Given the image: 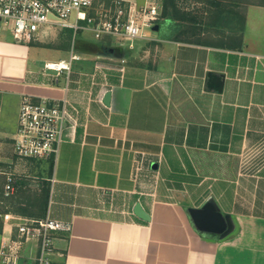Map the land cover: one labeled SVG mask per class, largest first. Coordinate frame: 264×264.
Instances as JSON below:
<instances>
[{"label": "crops", "instance_id": "1", "mask_svg": "<svg viewBox=\"0 0 264 264\" xmlns=\"http://www.w3.org/2000/svg\"><path fill=\"white\" fill-rule=\"evenodd\" d=\"M177 2L183 35L160 16L133 48L76 45L58 74L0 37V243L13 217L48 215L70 224L50 264H264V0ZM25 96L76 109L54 161L14 154ZM7 172L18 185L3 198ZM208 202L220 236L190 218Z\"/></svg>", "mask_w": 264, "mask_h": 264}, {"label": "built area", "instance_id": "2", "mask_svg": "<svg viewBox=\"0 0 264 264\" xmlns=\"http://www.w3.org/2000/svg\"><path fill=\"white\" fill-rule=\"evenodd\" d=\"M163 0H0V37L9 34L17 43L51 39L60 29L74 33L89 29L99 40L113 38L133 48L138 38L145 37V29L160 19ZM71 17L73 20L71 21ZM91 25L87 28L80 23ZM80 56L72 41L69 61L46 63L44 69L69 71ZM76 111L68 100L33 101L22 98L13 136L14 154L19 159L54 161L63 132L74 125ZM3 198H10L18 185L15 175L7 172ZM6 219V215L4 216ZM14 232L0 243L1 264H50L54 250L53 234L70 231V224L46 215L44 218L13 217Z\"/></svg>", "mask_w": 264, "mask_h": 264}, {"label": "rangeland", "instance_id": "3", "mask_svg": "<svg viewBox=\"0 0 264 264\" xmlns=\"http://www.w3.org/2000/svg\"><path fill=\"white\" fill-rule=\"evenodd\" d=\"M73 20V17H71V21ZM81 25L86 26L87 28H90L91 25L83 22L80 23ZM145 32L147 34H153L152 28H146ZM6 40H11V36L9 34L2 36ZM55 37V38H54ZM54 38V39H53ZM111 42L115 43L117 42L113 38H104L103 40L96 39L89 29H81L74 33L73 30L70 29H60L58 32H56V35L52 36V39H47L43 41H33L31 42V47L42 53V59L40 61V66H43L44 62H58L60 60H64L65 62L69 61L70 57V48L72 46V41L75 45V51L79 53V50L77 49L76 45L80 43H90L94 45H99L102 42ZM51 42V43H50ZM43 43V44H40ZM79 62H73V67L75 65H78Z\"/></svg>", "mask_w": 264, "mask_h": 264}, {"label": "water", "instance_id": "4", "mask_svg": "<svg viewBox=\"0 0 264 264\" xmlns=\"http://www.w3.org/2000/svg\"><path fill=\"white\" fill-rule=\"evenodd\" d=\"M157 26H154V30H157ZM105 105H109L110 101V92L107 91L102 99ZM133 213L136 217L140 218L144 221H149L150 216L143 209L140 202H137L134 205ZM190 218L194 224V226L200 230L205 232H212L218 234L219 236L225 232L226 225L224 224V220L219 213H217L212 204L209 202L205 204L202 209H193L189 210Z\"/></svg>", "mask_w": 264, "mask_h": 264}, {"label": "trees", "instance_id": "5", "mask_svg": "<svg viewBox=\"0 0 264 264\" xmlns=\"http://www.w3.org/2000/svg\"><path fill=\"white\" fill-rule=\"evenodd\" d=\"M177 0H163L162 1V12H161V20H172L176 21V26L178 27V36L183 35L186 30H188V27H183L181 20L184 18V15L180 11V8L177 4ZM215 3V2H213ZM229 11H221L219 12V20L222 22L229 20V14L227 13ZM216 17V16H215Z\"/></svg>", "mask_w": 264, "mask_h": 264}]
</instances>
